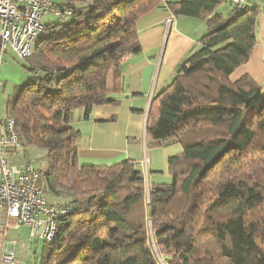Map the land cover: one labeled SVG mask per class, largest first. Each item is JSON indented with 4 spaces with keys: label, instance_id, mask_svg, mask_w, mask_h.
Masks as SVG:
<instances>
[{
    "label": "trees",
    "instance_id": "16d2710c",
    "mask_svg": "<svg viewBox=\"0 0 264 264\" xmlns=\"http://www.w3.org/2000/svg\"><path fill=\"white\" fill-rule=\"evenodd\" d=\"M54 2L64 21L44 23L27 67L33 79L6 106L21 146L47 150L45 197L73 209L51 240L32 237L44 242L40 264H159L148 217L168 264H264V215L255 218L264 205V165L255 161L264 157V85L231 77L257 43L259 8L245 4L226 19L217 12L224 0ZM154 7L203 19L207 31L154 94L148 146L182 152L169 156L173 181L153 184L147 201L133 159L81 163L71 121L77 109L88 116L113 101L109 73L141 52L136 22Z\"/></svg>",
    "mask_w": 264,
    "mask_h": 264
},
{
    "label": "crops",
    "instance_id": "0c3cea01",
    "mask_svg": "<svg viewBox=\"0 0 264 264\" xmlns=\"http://www.w3.org/2000/svg\"><path fill=\"white\" fill-rule=\"evenodd\" d=\"M243 1L260 10L257 43L249 60L231 77L235 80L248 73L264 85V0ZM233 9L234 4L224 0L217 12L228 19ZM168 18H172L170 25ZM136 26L142 50L125 57L110 71L108 90L113 101L105 106H95L88 116L84 108L75 110L71 124L81 133V163L111 165L119 160L133 159L144 171L143 161L147 159L151 187L155 183L173 181L169 156L182 152L179 144L148 146L147 123L154 94L170 81L179 64L199 47L207 25L203 19L174 15L169 9L154 7L137 19ZM8 153L14 162L22 164L14 150Z\"/></svg>",
    "mask_w": 264,
    "mask_h": 264
},
{
    "label": "built area",
    "instance_id": "2783aa9c",
    "mask_svg": "<svg viewBox=\"0 0 264 264\" xmlns=\"http://www.w3.org/2000/svg\"><path fill=\"white\" fill-rule=\"evenodd\" d=\"M230 1L234 9L228 19L245 7L243 0ZM60 14L61 9L54 0H0V95L4 87L1 68L6 55L12 51L20 58L30 57L32 41L43 30L45 17ZM167 23L170 25L172 18H168ZM20 146L15 119L0 114V236H3L0 264H17L18 242L5 241L9 225H28L31 238L51 240L61 219L73 210L71 206L47 200L38 167L29 162L17 164L5 155ZM146 162L147 159L143 161V174L148 182Z\"/></svg>",
    "mask_w": 264,
    "mask_h": 264
},
{
    "label": "rangeland",
    "instance_id": "374dc122",
    "mask_svg": "<svg viewBox=\"0 0 264 264\" xmlns=\"http://www.w3.org/2000/svg\"><path fill=\"white\" fill-rule=\"evenodd\" d=\"M48 20L53 21H64L58 15H49L46 16L44 21ZM41 34V33H40ZM40 34L32 41L33 49H35L39 39ZM139 41V39H138ZM140 43V42H139ZM32 61L31 58H20L16 56L12 51L6 55V61L1 69V79L3 80V90L0 95V114L2 117L6 115V106L10 99V95L15 90L17 86L28 83L33 79V73L27 68L31 67ZM14 153L18 154V161H22L23 163H31L36 167H42L46 165L47 158V150L45 148L31 146L24 147L20 146ZM9 160H11V154H5ZM17 160V158H16ZM33 160L34 163H33ZM256 163H263L264 165V157H259L255 159ZM16 162V161H15ZM257 180L264 182V174L257 177ZM145 188L147 192V201L149 200L150 187L149 181L145 180ZM49 201L56 202L53 197H48ZM264 210V205L258 210V215L255 218H259L264 214L261 211ZM147 229L149 234V244L159 262V264H168V259L166 255L161 254L158 251L156 244L153 239V230H152V220L150 217L147 219ZM29 226L25 224L21 225H9L7 229V238L8 240H17L18 241V249H17V264H40L43 256V246L44 242L42 240H35L29 236ZM3 241V236H0V243Z\"/></svg>",
    "mask_w": 264,
    "mask_h": 264
}]
</instances>
